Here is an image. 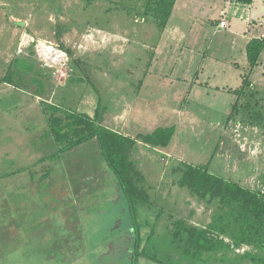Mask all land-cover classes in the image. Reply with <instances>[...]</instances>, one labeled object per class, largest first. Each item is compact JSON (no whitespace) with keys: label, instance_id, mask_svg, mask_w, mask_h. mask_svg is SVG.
Segmentation results:
<instances>
[{"label":"rangeland","instance_id":"1","mask_svg":"<svg viewBox=\"0 0 264 264\" xmlns=\"http://www.w3.org/2000/svg\"><path fill=\"white\" fill-rule=\"evenodd\" d=\"M145 3L0 0V264H122L131 259L134 232L117 178L95 139L59 149L65 145L58 147L51 138L45 102L91 116L100 102L105 110L98 121L137 139L131 159L145 175L139 186L152 200L151 207L139 209V219L144 236L152 231L156 237L149 249L160 259L140 256L138 264H190L179 253L159 249L158 242L165 243L175 219L207 226L219 210L216 201L198 198L180 184L186 164L206 165L264 194V109L255 100L236 101L220 129L231 131L230 154L222 137L199 129L175 130L167 146L143 140L166 116L130 102L153 61L160 32L152 13L144 18ZM14 59L35 65L36 76L47 80L45 94L33 93L36 81H2ZM191 106L205 114L208 126L230 110L212 97ZM172 118L168 114L169 122Z\"/></svg>","mask_w":264,"mask_h":264},{"label":"trees","instance_id":"2","mask_svg":"<svg viewBox=\"0 0 264 264\" xmlns=\"http://www.w3.org/2000/svg\"><path fill=\"white\" fill-rule=\"evenodd\" d=\"M176 1L146 0L143 16L146 19L152 13L156 26L162 31L170 20ZM238 1L251 3L253 0ZM61 34L62 31H59ZM263 51L264 38H254L248 43L247 55L251 68L259 63ZM19 60H13L2 81L13 85L17 84L16 78L20 79L19 82L36 81L39 86L32 90L33 93L45 94L47 80L36 76L38 72H35L34 64H23ZM42 70L39 68V74ZM29 73L32 75L26 79ZM243 83L244 86L250 84L248 76ZM44 104L50 110L48 122L51 138L58 147L65 145L59 149L67 151L75 145L95 139L108 168L118 180L134 232L131 259L122 264H138L140 256L160 262L158 252L149 249L156 237L152 231L144 236L145 224L139 219V209L151 207L152 200L150 194L139 186V183L145 181V175L131 159L137 139L101 124L98 120L105 107L100 102L94 116L59 104ZM174 132V127L161 126L142 137L148 144L167 146ZM180 170V184L198 198L208 202L216 201L219 210L207 226L193 225L182 218L175 219L169 236H165V243L158 242L159 249L179 253L190 264H207L212 260L220 264H243L246 261L264 264V194L251 186L213 173L206 165L189 163ZM244 246L252 248L244 252L237 251Z\"/></svg>","mask_w":264,"mask_h":264},{"label":"crops","instance_id":"3","mask_svg":"<svg viewBox=\"0 0 264 264\" xmlns=\"http://www.w3.org/2000/svg\"><path fill=\"white\" fill-rule=\"evenodd\" d=\"M223 19L227 20L225 27L220 25ZM156 37L153 61L130 102L147 112L154 109L158 115L166 114L149 131L166 125L173 126L176 134L185 129L209 131L214 139L222 137L227 144L224 151L230 154L231 131L225 134L220 129L232 115L231 107L243 98L247 100L244 104L255 100L264 109V51L254 68L247 55L248 43L264 38V0H177L167 26ZM246 76L250 84L244 86ZM207 97L230 107L225 119L219 114L211 126L205 114L190 109L193 101ZM168 114L176 118L169 122Z\"/></svg>","mask_w":264,"mask_h":264},{"label":"built area","instance_id":"4","mask_svg":"<svg viewBox=\"0 0 264 264\" xmlns=\"http://www.w3.org/2000/svg\"><path fill=\"white\" fill-rule=\"evenodd\" d=\"M220 25L223 27L227 26V20L226 19L221 20Z\"/></svg>","mask_w":264,"mask_h":264}]
</instances>
